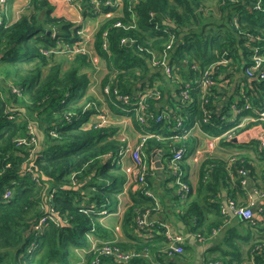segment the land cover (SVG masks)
<instances>
[{
    "label": "trees",
    "instance_id": "obj_1",
    "mask_svg": "<svg viewBox=\"0 0 264 264\" xmlns=\"http://www.w3.org/2000/svg\"><path fill=\"white\" fill-rule=\"evenodd\" d=\"M254 1L215 0L214 11L205 0H138L135 3L123 0L121 11L104 20L93 38L95 50L104 60L107 71L100 82L102 100L98 101L87 94L92 59L75 47L80 40H85L77 33L81 28L79 24L55 16L48 0H30L28 14H21L13 22L1 21L0 264H92L96 254L89 249L90 237L103 240L101 244L114 243L122 249H147L154 255L152 257L164 262V255L159 251L165 245L160 223H153L156 229L151 236H134L137 215L155 206L154 200L145 196L141 188H136L132 194V203L121 220L125 234L131 236L134 243L128 245L112 239L111 232L99 222L98 218L105 214L98 211L113 208L122 190L124 174L113 156L125 142L117 136L118 124L98 125L99 121H92L91 116L101 113L106 103L112 111L117 110L113 102L116 105L120 102L115 101L114 89L134 103L146 87L156 85L160 98L149 97L145 102L156 115L166 113L168 119H148L147 129L151 132L168 136V124L176 122L178 113L185 119L193 116L208 134L224 132L223 113L213 112L210 93L206 105L210 113H203L202 92L194 81L210 64L222 58H230L232 63L246 68L251 64L255 48L264 56V11L253 8ZM79 2L84 7L83 16L92 17L112 9L104 4L94 9L90 0ZM260 3L264 9V0ZM117 21L122 25L114 26ZM155 23L160 28L168 27L175 34L168 51L172 77L150 63L149 48L162 50L169 36L156 29ZM122 39H131V44ZM60 46L63 48L57 49ZM58 52L67 55L58 56ZM170 79L175 82L179 79L177 91L180 85L182 89L185 82H191L188 91L193 99L192 104L184 106L177 93L180 109L171 116L158 105ZM254 83L256 94L241 95L236 103L238 107L248 102L245 98L256 109L264 107V80ZM13 86L19 87L20 95L13 91ZM106 86L110 90L108 94L103 93ZM135 109L127 113L139 127L135 119L137 105ZM28 126L33 129L36 144L29 143ZM20 137H26L28 143L16 146L15 141ZM168 142L152 136L145 141V155L149 159L154 149H171ZM108 153L112 154L109 158L106 157ZM28 160L33 165L25 170ZM208 163L211 164L199 176L198 191L208 190L211 198L216 197L229 174L225 162L210 160ZM243 164L247 166L245 161ZM166 169L173 173L170 167ZM174 177L172 174L170 178ZM145 178L147 187L152 190L148 171ZM235 178L239 184L241 178ZM6 192L10 193L8 197H4ZM198 202L194 200L177 217L186 231L201 232L198 234L203 236L204 232L198 230L204 223ZM49 204L60 221H48L39 231L33 230L44 206ZM168 221L175 223L171 219ZM210 224L218 225L217 222ZM260 240H264V229L251 244L247 257L241 262L238 259L236 264H244L251 255L254 256L253 264H264V249H254V244ZM101 244L97 242L98 246ZM146 260L133 258L125 264H150ZM211 260H219V257ZM221 260L222 264H233ZM98 264L117 262L112 257L100 256Z\"/></svg>",
    "mask_w": 264,
    "mask_h": 264
},
{
    "label": "crops",
    "instance_id": "obj_2",
    "mask_svg": "<svg viewBox=\"0 0 264 264\" xmlns=\"http://www.w3.org/2000/svg\"><path fill=\"white\" fill-rule=\"evenodd\" d=\"M48 1L54 7L53 14L55 16L63 17L71 21L74 25L79 24L82 29L88 30L91 33V45L94 50L93 38L96 30L104 20L112 17L115 13L117 14L113 9L100 11L98 13L99 15L97 14L100 16V21H97V15L92 17L83 16L82 11L77 10L74 6L71 7L65 4L64 0ZM29 3L30 0H6L4 4L5 10L1 15L2 20L13 22L21 14H28L29 10L27 7ZM104 13L106 15L108 13L112 14L106 16ZM94 24L96 26L97 24L99 25L95 30L93 27ZM62 48L63 46L57 47V49ZM58 54V56L67 55L62 52H58ZM232 62L229 58L222 63L215 62L212 63L214 65L210 64L212 65L211 74L215 81L209 87V93L212 98L211 106L214 109V113H223L226 130L219 135L208 134L200 126L198 127L196 125V120L193 116L185 119L178 113L177 117L182 120V124L177 125L176 122H173V124L169 123V127L167 126L169 131L168 136L155 134L156 136L162 137L163 141H169L168 143L170 146L172 145V148H167V150L157 148L151 153L149 159L146 156L152 192H154L157 200V204L154 207L147 209L148 215L146 219L155 223H168L174 231L180 232L184 236V252L180 256H164V262H161L159 257H151L150 264H208L212 258L216 257H219V260L223 259L231 261L232 263H237L238 259L241 262L247 257L251 244L256 238H259L260 233L264 229V213L258 212V209L264 205V122L256 118L258 109L252 106L248 98H245L248 102H246L244 107H238L236 105L241 95L243 96L246 92L249 95L256 94L257 87L254 81L257 79L247 76L243 66ZM92 67L88 69L90 83L87 88V94L93 96L98 101L102 100L101 80L99 82L97 81L94 75L98 71L94 65ZM92 75L94 76V81L91 79ZM259 81L257 80V82ZM179 84V80L176 82L173 79L172 81L171 79L168 80L166 89L162 92L163 97L160 103L158 102V105L163 107L162 109L169 111L170 116L176 114L180 109L179 104L176 102L178 96L179 99L181 96V85L180 90L177 91ZM95 85L96 88L94 89ZM189 85H191V82H189ZM97 89L99 95L97 94ZM192 100L191 96L189 101L183 102L181 100L180 102L185 104L184 106H187L193 103ZM107 108L108 111H106ZM115 108L117 109V107ZM250 110L256 115H253ZM101 111L99 115L105 117V121L102 122L96 119L99 116L98 113L93 114L94 119L92 121L98 120L104 125L107 123L118 124L111 118L109 111L112 110L107 104H103ZM188 114L189 110H187ZM127 118L131 120L129 115ZM120 122L118 124L120 128L117 136L125 142L124 146L127 144L134 145L136 142L130 144L129 137L124 134L126 133L125 127H132V124L128 119H122ZM134 131L137 138L141 131L138 128H134ZM144 131L150 130L147 129ZM183 143L186 146V152L180 162H178V167L181 175L185 177L186 181H183L189 185V190L184 195L178 196L176 194L178 184L175 182V177L174 179L170 178L173 173L171 174L166 167L169 168L170 156H172L173 150ZM156 156L158 159H156ZM210 160L225 162L229 174L225 184L218 190L216 197L211 198H209L210 193L208 190L198 191L199 176L203 169L209 167L211 163L208 162ZM242 160L247 164L248 179H246L244 185L240 182L239 185L235 177L239 178L238 168ZM116 162L121 165V170L124 174L122 190L117 194V201L113 208H109L108 213L101 215L98 220L104 229L106 228L111 232L112 239L129 245V242L134 243V239L125 234L121 220L125 209L132 203V194L136 191V186L133 185L131 180L132 171L127 170L128 168L132 169L129 156L124 155L120 157L118 155L116 156ZM208 173L209 171L206 175ZM230 198L235 199L241 205H247L251 202L250 198L253 199V224L234 215L229 209H226V214L223 215L221 213V207ZM194 200L199 201V212L203 217L204 223L198 230L204 232V238L200 234V238L198 237V233L201 232L192 233L186 231L184 224L177 217V214L181 213L191 203H194ZM168 219H171L175 223L172 224ZM215 222L218 225H208V223ZM145 232L139 233L136 230L134 236L141 235V238L151 236V232ZM205 233L208 235L205 236ZM97 241L102 242L103 240L98 239Z\"/></svg>",
    "mask_w": 264,
    "mask_h": 264
},
{
    "label": "built area",
    "instance_id": "obj_3",
    "mask_svg": "<svg viewBox=\"0 0 264 264\" xmlns=\"http://www.w3.org/2000/svg\"><path fill=\"white\" fill-rule=\"evenodd\" d=\"M75 1V0H68V2ZM138 0H130V2H137ZM236 1V0H232ZM261 0H255L253 2V8L255 9H261L264 11L261 3ZM6 0H0V5L5 4ZM90 2L93 4V8H99L100 5H106L111 7L113 10L117 12V14L121 11L122 5H123V0H90ZM0 17H1V6H0ZM236 19V18H234ZM2 21V20H1ZM0 21V23H1ZM122 25L120 21H117L114 23V26H120ZM129 27V26H125ZM155 28L160 29L162 32L168 33V41L164 43V48L162 51H160L157 55H152L150 59V63L152 66L160 67L162 68L164 74L167 77H172V66L168 62V51L172 47V44L174 43L175 39V34L169 30L168 27H162L160 28L158 26V23H155ZM80 37L84 38L83 41H79V44H75L76 50H82L83 53L88 54L89 58L92 59V62H94V57L92 53H96L94 51L93 46L91 45V36L88 37L80 31V29L77 31ZM104 35V34H103ZM104 39H106L105 35L103 36ZM129 39H122L127 44V41ZM121 41V42H122ZM77 43V42H75ZM104 48L106 49V41L103 43ZM88 48V50H87ZM257 48L254 49V54L252 56L251 64L245 68V73L247 76L251 78H256L257 80H264V56L260 55L257 53ZM225 60H228L227 58H222L221 61H217L222 63ZM214 65V64H212ZM207 67L204 69L199 78L195 80L197 82L198 86L201 89L202 92V101H203V113L206 115L210 113V110L206 107L208 104L209 98L207 97L209 93V87L214 84L213 76L211 74V67ZM196 67V66H194ZM178 81L179 79H175ZM188 86L189 82H185L183 85V88L180 90V95H181V100L186 102L191 99V95L188 91ZM13 91L16 92L17 95H20V90L19 87L13 86L12 87ZM103 93H110L109 87L106 86L103 89ZM112 94L114 95L115 101L120 102V104L126 106L128 109H135V105L138 106V111L135 116V119L139 124L145 125L148 123V119L152 118L155 119L156 121L161 120V119H168V115L166 113H159L155 114L154 111L150 110V105L145 102L146 98L149 97H155V98H160L161 93L156 87H152L144 92H141L139 95V98L136 102L131 103L129 100V97L127 95L118 93L116 89L112 91ZM131 106H134V108ZM136 110V109H135ZM12 115H10L11 117ZM257 119L261 120L264 122V107L258 111V116L256 117ZM207 118L204 117L203 121H206ZM176 124L180 125L181 124V119L177 118L176 119ZM200 123L196 122V125L199 127ZM98 125H102V123L99 121ZM141 134L139 135V140L137 143L134 145H125L123 148H121L120 151H118L117 155L124 156L128 155L131 164H132V169L128 168V171H132V183L133 185L136 186V188H141L140 190L143 192V194L147 197H150L154 200L155 204H157L156 197L154 195L153 190L149 189L147 187V182L145 175L148 171V164L146 160V155L144 153V144L146 139L151 138L152 136H155L158 139H162L160 136H156L153 132L150 131H144L140 132ZM33 134V129L28 126V135L30 136L29 143H34L36 144L35 137L32 136ZM55 136L56 134L53 133ZM23 143H28V140L26 137H20L17 138L15 141V145L18 146ZM186 152V146L185 145H179L175 150H173V154L170 157V169L172 170L173 174L175 175V182L178 184V190L177 194L179 196L184 195L185 193L188 192L189 190V185L183 181L182 175L179 172V167H178V162L182 159L183 155ZM112 154L108 153L106 154V157H111ZM116 158V155L113 156V160ZM33 163L32 161L27 162V165L25 166V170H30L32 167ZM238 174L239 177L241 178L239 182L244 185L246 183V179H248V172L247 168L243 164V160L241 161V164L238 168ZM10 195L9 192H6L4 194V197H8ZM251 202L247 205H241L239 204L235 199L230 198L226 201L225 205L221 207V213L224 215L226 214V209H229L234 215L241 217L243 220L248 221L249 223L253 224L254 223V213H253V199H251ZM225 206V207H224ZM43 209V208H42ZM100 214H107L108 210L107 208H103L98 211ZM259 213H264V205L258 209ZM148 215V211L143 213L142 215H137L136 217V225H137V231L139 233H146L145 231L153 232L156 227L153 226V223L148 221L146 219V216ZM48 221H54L58 222L60 221V217L57 214V212L54 210L51 205H45L43 209V214L38 218L37 222L32 226V229L35 231H39L42 229ZM160 227L163 228L164 232V237H165V245L159 250L160 253H162L164 256H172L175 254H180L183 252L184 247H183V240L184 236L180 232H176L172 229V226L168 223H160ZM200 238V236H199ZM97 240H94L93 238L90 237V250L93 251L94 254H96L95 258L92 260V264H98L99 263V257L100 256H105V257H112L117 264H125L129 260L136 258V259H147L146 261H151L152 254L149 253V250L147 249H141V250H135V249H122L118 245L114 243H103L101 245H97ZM88 249V250H89ZM254 249L256 250H262L264 249V240L257 241L254 244ZM151 256V257H150ZM252 256V255H251ZM254 259V258H253ZM253 259H249L244 262V264H253ZM143 264V263H139ZM208 264H222L220 263V260H210Z\"/></svg>",
    "mask_w": 264,
    "mask_h": 264
},
{
    "label": "rangeland",
    "instance_id": "obj_4",
    "mask_svg": "<svg viewBox=\"0 0 264 264\" xmlns=\"http://www.w3.org/2000/svg\"><path fill=\"white\" fill-rule=\"evenodd\" d=\"M65 2V4H67V5H70L71 7L72 6H74L77 10H79V11H82V9L84 8L83 6H82V4H81V2H79V1H71V2H68V0H64ZM206 1V3L207 4H209V5H212L213 7H214V11H216V7H215V0H205ZM91 3V2H90ZM92 4V3H91ZM93 5V4H92ZM1 6V15L3 14V12H4V10H5V6H3V5H0ZM69 6V7H70ZM93 7V6H92ZM216 13V12H215ZM105 15H106V13H104ZM112 13H108L106 16H108V15H111ZM99 15V14H98ZM96 16V20L97 21H100L99 20V17L100 16ZM0 21H1V17H0ZM99 25L97 24V26H96V24H94L93 25V27H94V30L95 29H97V27H98ZM88 27V26H87ZM124 27H125V25H124ZM80 31H82L83 33H85V35H87L88 37H90V35H91V33L88 31V30H84V29H82V28H80ZM127 44H131V39H129L128 41H127ZM87 50H88V48H87ZM96 53H92V55H93V57H94V62H92L91 64L92 65H94L95 67H96V69H97V73L94 75L95 76V78L97 79V81L99 82L102 78H103V76L107 73V71L105 70V68H103L104 67V60L99 56V54L97 53V51L96 50H94ZM149 51L151 52V54H153V55H157L160 51H162V50H159V49H155V48H153V49H151V48H149ZM59 55V54H58ZM94 76L92 75L91 76V79H92V81H94ZM98 82H96L97 84H98ZM152 87H156V85H154V86H152ZM152 87H146L142 92H144V91H146V90H148V89H150V88H152ZM96 88V85H95V87H94V89ZM97 94L99 95V91H98V89H97ZM181 100V99H180ZM107 104V103H106ZM114 105H116V103L114 102L113 103ZM107 106H108V104H107ZM109 107V106H108ZM117 107V110H123L124 112H121V113H117L118 111L117 110H113V111H109V113H110V115H111V118H113L114 120H115V123H121L120 121H122V119H128L129 120V122L132 124V127L131 126H126L125 127V129H126V133H124L125 135H127L128 137H129V139H130V144H134L135 142L137 143V141L139 140V136L136 138V136H135V131H134V128H140V129H143V130H145V129H147L149 126H148V123H146L145 125H142V124H138L139 125V127H137L134 123H132L131 122V120L129 119V118H127L128 117V115H129V113H127V112H130L132 109H128L127 107L126 108H124L121 104H119L118 103V105L116 106ZM131 107H133L134 108V106H131ZM110 108V107H109ZM111 109V108H110ZM106 111H108V108H107V110ZM99 114H101V113H98V115ZM93 117V118H92ZM91 119H94V115L93 116H91ZM96 119H98V120H100V121H102V122H104L105 121V117H103V116H101V115H99V116H97V118ZM181 124H182V120H181ZM141 133L139 132V135H140ZM123 137V136H122ZM146 140H148V139H146ZM125 144V143H124ZM208 234H206L205 236H207ZM200 235L198 234V237H199ZM203 238H204V236H203ZM183 252H184V250H183ZM182 252V253H183ZM182 253H180V254H175V255H172V256H180ZM254 258V256L252 255V256H250V259H253ZM222 262V260L220 261V263ZM232 263V262H231ZM233 264H236V263H233Z\"/></svg>",
    "mask_w": 264,
    "mask_h": 264
},
{
    "label": "clouds",
    "instance_id": "obj_5",
    "mask_svg": "<svg viewBox=\"0 0 264 264\" xmlns=\"http://www.w3.org/2000/svg\"><path fill=\"white\" fill-rule=\"evenodd\" d=\"M108 7H109V6H108ZM110 8H111V7H110ZM1 20H2V18H1ZM259 110H261V109H258V111H259ZM257 116H258V112H257ZM116 156H118V155H116ZM115 159H116V158H115ZM107 210H108V209H107Z\"/></svg>",
    "mask_w": 264,
    "mask_h": 264
},
{
    "label": "water",
    "instance_id": "obj_6",
    "mask_svg": "<svg viewBox=\"0 0 264 264\" xmlns=\"http://www.w3.org/2000/svg\"><path fill=\"white\" fill-rule=\"evenodd\" d=\"M48 33V32H47ZM156 159H158V157L156 156Z\"/></svg>",
    "mask_w": 264,
    "mask_h": 264
}]
</instances>
